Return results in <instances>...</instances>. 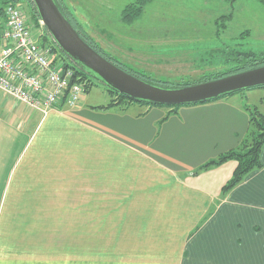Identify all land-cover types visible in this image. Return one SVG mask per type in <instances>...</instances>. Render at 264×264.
I'll return each mask as SVG.
<instances>
[{"label":"crops","instance_id":"crops-1","mask_svg":"<svg viewBox=\"0 0 264 264\" xmlns=\"http://www.w3.org/2000/svg\"><path fill=\"white\" fill-rule=\"evenodd\" d=\"M237 96L43 117L0 94V264H70L75 234L78 264H264V147L223 198L236 161L200 170L244 140Z\"/></svg>","mask_w":264,"mask_h":264},{"label":"rangeland","instance_id":"rangeland-1","mask_svg":"<svg viewBox=\"0 0 264 264\" xmlns=\"http://www.w3.org/2000/svg\"><path fill=\"white\" fill-rule=\"evenodd\" d=\"M58 1L89 41L96 42L104 54L130 71L149 76L152 84H193L204 76L224 72L230 66L225 56L232 50L264 54V7L257 0H234L233 3L225 0H150L141 17L132 24L122 22L121 18L122 10L132 0ZM20 7L28 18V4L22 3ZM3 21L0 17V26ZM31 27L33 35L37 36L38 30L33 24ZM49 40L52 39L49 37ZM79 81L83 94L76 107L66 106L69 110H75L79 105L89 109V106L111 104L121 110L140 105L118 102L94 79L93 83ZM236 95L244 107L264 116V88L232 96ZM55 107V111L60 112L61 107L64 110L63 105ZM153 109L154 117L157 113L160 116L175 112L169 108ZM243 117L231 118L237 122L235 126L239 130L245 128ZM216 142L221 140L218 138ZM75 235L66 237V242L71 241L69 246L74 249L70 264H78V236Z\"/></svg>","mask_w":264,"mask_h":264},{"label":"built area","instance_id":"built-area-1","mask_svg":"<svg viewBox=\"0 0 264 264\" xmlns=\"http://www.w3.org/2000/svg\"><path fill=\"white\" fill-rule=\"evenodd\" d=\"M3 19L0 94L43 117L58 105L76 107L83 94L80 77L41 22L34 36L26 12L13 4L4 7Z\"/></svg>","mask_w":264,"mask_h":264},{"label":"water","instance_id":"water-1","mask_svg":"<svg viewBox=\"0 0 264 264\" xmlns=\"http://www.w3.org/2000/svg\"><path fill=\"white\" fill-rule=\"evenodd\" d=\"M52 42L72 65L104 87L137 103L186 107L264 88V66L218 80L177 89L151 85L119 69L89 47L63 16L54 0H30Z\"/></svg>","mask_w":264,"mask_h":264},{"label":"trees","instance_id":"trees-1","mask_svg":"<svg viewBox=\"0 0 264 264\" xmlns=\"http://www.w3.org/2000/svg\"><path fill=\"white\" fill-rule=\"evenodd\" d=\"M54 1L56 5L58 6L59 10L61 11V13L63 14V16L68 20V22L73 27V29L78 33L80 38L89 47H91L100 56H102L104 59H106L107 61H109L116 67H118L119 69L154 86H158L161 88H167V89L184 88L188 86H193V85H197L201 83L218 80L221 78H225L227 76L239 74L242 72L250 71V70L257 69V68L264 66V54L257 55L254 52L248 51V50L247 51H233L232 50L226 54L227 56H225L226 63H228L230 66L224 72L204 76L201 81L193 83V84L179 83V84L171 85V86L152 84L151 82H149L151 80L149 76L138 74L136 72H132L125 66H122L121 64L117 63L116 61L108 57V55L104 54L99 49V47H97L95 43L89 41L86 35L82 33L78 28L75 27L72 17L70 16L69 13L65 12V8L59 4V1L58 0H54ZM225 1L229 3H233L234 0H225ZM149 2L150 0H132V2L126 5L125 8L121 12L122 22L126 24H132L133 22L138 20L143 14L144 8L147 6ZM257 2L264 7V0H257ZM22 3L28 4L29 24L30 25L33 24L34 28L37 29L39 18L30 0H0V17H3L4 7L6 5L13 4V5L20 6V4ZM55 49H57L59 53L62 54L61 51L57 48V46H55ZM62 57H65V56L62 54ZM69 65L73 69H75L76 75L79 76L81 80H86L88 82L93 83L92 78L87 73H85L81 69L75 68L71 62H69ZM161 84H165V83L162 82ZM104 88L106 92L114 96L115 99L118 100V102L126 101L130 103H135L134 101L128 99L127 97L123 95L118 94L117 92H114L106 87ZM139 104L152 107V108H166L162 106L149 105L147 103H139ZM110 105L111 104H108L106 107H103V108H110L111 107ZM178 108L180 107H169V109L171 110H176ZM249 110L250 109L246 108V111L249 117L248 127H247V132H246L247 134L244 140L242 141L241 145L237 149H232L224 154H221L216 160L206 163L200 169V170H204L209 167L219 166L220 164L226 161H229V160L236 161L237 166L232 174V177L226 182V184L221 189L220 196L222 198L225 197L232 189L238 186L243 181L245 176L248 175L251 171L259 169L261 167L260 153H261L262 148L264 147V116L261 114H258V112L256 111L250 110L251 111L250 112Z\"/></svg>","mask_w":264,"mask_h":264}]
</instances>
